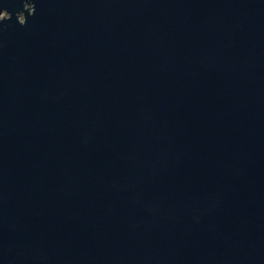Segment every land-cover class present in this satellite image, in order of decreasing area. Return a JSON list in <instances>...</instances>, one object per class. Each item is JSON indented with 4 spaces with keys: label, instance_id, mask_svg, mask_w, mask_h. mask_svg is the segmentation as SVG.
<instances>
[{
    "label": "water",
    "instance_id": "1",
    "mask_svg": "<svg viewBox=\"0 0 264 264\" xmlns=\"http://www.w3.org/2000/svg\"><path fill=\"white\" fill-rule=\"evenodd\" d=\"M4 12L0 264H264V0Z\"/></svg>",
    "mask_w": 264,
    "mask_h": 264
},
{
    "label": "clouds",
    "instance_id": "2",
    "mask_svg": "<svg viewBox=\"0 0 264 264\" xmlns=\"http://www.w3.org/2000/svg\"><path fill=\"white\" fill-rule=\"evenodd\" d=\"M34 10V9H33ZM3 18V14H0V19H2Z\"/></svg>",
    "mask_w": 264,
    "mask_h": 264
},
{
    "label": "rangeland",
    "instance_id": "3",
    "mask_svg": "<svg viewBox=\"0 0 264 264\" xmlns=\"http://www.w3.org/2000/svg\"><path fill=\"white\" fill-rule=\"evenodd\" d=\"M1 14H5V12L4 13H1Z\"/></svg>",
    "mask_w": 264,
    "mask_h": 264
}]
</instances>
